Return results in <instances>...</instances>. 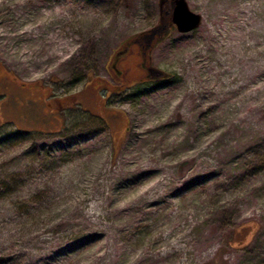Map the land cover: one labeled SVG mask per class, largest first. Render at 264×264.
Listing matches in <instances>:
<instances>
[{"label": "rangeland", "instance_id": "1", "mask_svg": "<svg viewBox=\"0 0 264 264\" xmlns=\"http://www.w3.org/2000/svg\"><path fill=\"white\" fill-rule=\"evenodd\" d=\"M186 2L201 24L148 53L168 78L110 95L88 73L110 91L160 0H0V64L75 100L0 129V264H264V0Z\"/></svg>", "mask_w": 264, "mask_h": 264}, {"label": "flooded vegetation", "instance_id": "2", "mask_svg": "<svg viewBox=\"0 0 264 264\" xmlns=\"http://www.w3.org/2000/svg\"><path fill=\"white\" fill-rule=\"evenodd\" d=\"M169 5H172L171 11H165L167 13L165 20L168 24L171 23V12L173 10L172 2ZM162 21H164V19H162ZM158 38L159 37L156 36L154 40H152L150 47L140 38H132L128 40L129 44L125 52L119 53L118 55H116L117 52L112 54L108 62V68L117 82L115 81L116 83L110 88V91H108V86L105 85L104 81L91 76L89 73L87 75V83H95V87L104 88L106 92H110V95H113L115 89L123 90L130 84L127 82V74L132 68H135L139 72L141 71L143 75L141 78H137L138 80L136 82L140 81V79L158 81L168 78L163 77L155 79L149 78L148 76L147 69L151 67L148 61V53L156 45V39ZM136 39L139 40V43L133 42ZM133 46H136V50L132 49ZM121 64L123 65L119 68ZM74 102L75 100H73L72 95L69 93H64L62 96H59L57 93L53 92L51 87L49 89L48 86L41 83V81H26L7 66L3 67L0 64V129L9 128L13 131L26 133L44 129V131H47L46 134L56 133L58 129L62 130V127L57 129L51 126L52 128L47 129L43 126L47 123H49V125L54 123L61 124L63 122L62 112L69 109L71 110L74 106Z\"/></svg>", "mask_w": 264, "mask_h": 264}, {"label": "water", "instance_id": "3", "mask_svg": "<svg viewBox=\"0 0 264 264\" xmlns=\"http://www.w3.org/2000/svg\"><path fill=\"white\" fill-rule=\"evenodd\" d=\"M167 1L169 0H160L161 23L150 28V30L146 32H141L138 36V38L148 44L149 47L151 45L150 43L156 36L159 37L158 39H156L157 43L168 36L172 29L181 33L190 32L198 27L202 22L201 14L195 11L193 12L191 9H189L186 0H172L171 2L173 4V10L171 12V23L166 24L165 21H162L163 16L167 14L164 10H162V5ZM133 42L139 43V40L136 39ZM128 44L129 42L126 44V46H124L122 50L117 51L116 55L125 52L127 50ZM147 72L149 78L157 79L167 77V73L153 66L148 67Z\"/></svg>", "mask_w": 264, "mask_h": 264}, {"label": "bare ground", "instance_id": "4", "mask_svg": "<svg viewBox=\"0 0 264 264\" xmlns=\"http://www.w3.org/2000/svg\"><path fill=\"white\" fill-rule=\"evenodd\" d=\"M229 103H230V101H227L226 102V104H229ZM233 112H234V108L232 107L231 114ZM262 175H264V171H263V174ZM248 180L249 179L246 176L244 178V181L242 182V185H241V188H240L242 191H244L245 195H247V189L249 188V186L251 184V180H249V181ZM230 202H231V206L235 207L238 210L239 213H243L245 211H248V209L252 207V204L251 203H248V204H245V205H240V203H239L240 200L238 201L237 199L235 200L233 198H231ZM263 212H264V210H263Z\"/></svg>", "mask_w": 264, "mask_h": 264}, {"label": "trees", "instance_id": "5", "mask_svg": "<svg viewBox=\"0 0 264 264\" xmlns=\"http://www.w3.org/2000/svg\"><path fill=\"white\" fill-rule=\"evenodd\" d=\"M22 133H26V132H22Z\"/></svg>", "mask_w": 264, "mask_h": 264}]
</instances>
